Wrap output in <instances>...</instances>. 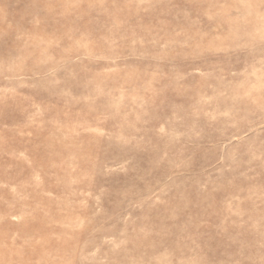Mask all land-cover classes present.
Segmentation results:
<instances>
[{
  "label": "rangeland",
  "instance_id": "obj_1",
  "mask_svg": "<svg viewBox=\"0 0 264 264\" xmlns=\"http://www.w3.org/2000/svg\"><path fill=\"white\" fill-rule=\"evenodd\" d=\"M0 264H264V0H0Z\"/></svg>",
  "mask_w": 264,
  "mask_h": 264
},
{
  "label": "bare ground",
  "instance_id": "obj_2",
  "mask_svg": "<svg viewBox=\"0 0 264 264\" xmlns=\"http://www.w3.org/2000/svg\"><path fill=\"white\" fill-rule=\"evenodd\" d=\"M258 16H259V14H258Z\"/></svg>",
  "mask_w": 264,
  "mask_h": 264
}]
</instances>
